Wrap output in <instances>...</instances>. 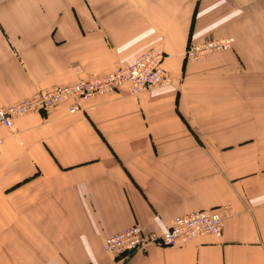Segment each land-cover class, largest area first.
<instances>
[{"label": "crops", "instance_id": "0c3cea01", "mask_svg": "<svg viewBox=\"0 0 264 264\" xmlns=\"http://www.w3.org/2000/svg\"><path fill=\"white\" fill-rule=\"evenodd\" d=\"M224 37L231 49L185 59ZM152 49L172 86L0 128V264H264V0H0V108ZM225 207L220 237L105 251L133 225Z\"/></svg>", "mask_w": 264, "mask_h": 264}, {"label": "built area", "instance_id": "2783aa9c", "mask_svg": "<svg viewBox=\"0 0 264 264\" xmlns=\"http://www.w3.org/2000/svg\"><path fill=\"white\" fill-rule=\"evenodd\" d=\"M233 44L234 39L231 37L211 38L202 44L191 45L185 52V57L187 61H194L213 51H227ZM165 57L160 49L148 50L141 53L132 64L117 68L106 76L55 87L34 98L0 108V128H11L15 118L29 113H48L65 100L74 101L70 112L76 113L82 109L79 100L117 92L123 87H126L129 94L139 95L153 88L172 86L174 81L163 68ZM227 215L225 209L192 212L176 217L171 227L162 233L148 232L136 224L106 237L105 251L115 257H127L149 245L175 247L201 235L221 236Z\"/></svg>", "mask_w": 264, "mask_h": 264}, {"label": "rangeland", "instance_id": "374dc122", "mask_svg": "<svg viewBox=\"0 0 264 264\" xmlns=\"http://www.w3.org/2000/svg\"><path fill=\"white\" fill-rule=\"evenodd\" d=\"M188 50V49H187ZM187 52V51H186ZM214 52V51H213ZM215 52H218V51H215ZM212 52H210V53H208L207 55H205L203 58H200V59H197V60H194V61H201V60H204L209 54H211ZM185 59H186V57H185ZM188 62H190V61H188ZM90 78H96V77H86V78H81V79H79L77 82H75L74 84H76V83H78V82H80V81H82V80H87V79H90ZM71 85H73V84H71ZM65 86H70V85H65ZM55 87H62V86H55ZM55 87H53V88H55ZM52 89V88H51ZM50 90V89H49ZM47 91V90H46ZM42 92H45V91H41V92H39L38 94H36L35 96H37V95H39V94H41ZM35 96H33V97H31V98H34ZM31 98H29V99H31ZM23 100H27V99H22V100H20V101H23ZM20 101H18V102H20ZM18 102H16L15 104H17ZM14 105V104H13ZM52 111V110H51ZM37 113H40V112H37ZM48 113H50V112H48ZM30 114V113H29ZM27 115V114H26ZM216 209H218V208H216Z\"/></svg>", "mask_w": 264, "mask_h": 264}, {"label": "bare ground", "instance_id": "6f19581e", "mask_svg": "<svg viewBox=\"0 0 264 264\" xmlns=\"http://www.w3.org/2000/svg\"><path fill=\"white\" fill-rule=\"evenodd\" d=\"M12 127H13V125H12ZM11 127V128H12ZM223 209H225L227 212H228V208L227 207H225V208H223ZM200 211H203V210H200ZM197 212V211H196ZM226 219V218H225ZM225 219H224V222H225ZM224 222H223V230H224ZM223 230H222V234H221V236L223 235ZM207 235H210V234H207ZM207 235H201V236H207ZM213 236H215V235H213ZM197 237H200V236H197ZM197 237H195V238H197ZM217 237H220V236H217ZM192 239H194V238H192ZM192 239H190V240H192ZM189 240V241H190ZM188 242V241H187ZM182 244V243H181ZM180 245V244H179ZM179 245H177V246H179ZM171 247V246H170ZM176 247V246H175Z\"/></svg>", "mask_w": 264, "mask_h": 264}]
</instances>
